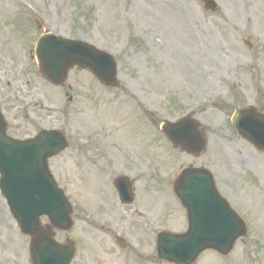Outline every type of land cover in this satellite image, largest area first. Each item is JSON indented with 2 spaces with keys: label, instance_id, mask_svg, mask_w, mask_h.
Masks as SVG:
<instances>
[{
  "label": "rangeland",
  "instance_id": "374dc122",
  "mask_svg": "<svg viewBox=\"0 0 264 264\" xmlns=\"http://www.w3.org/2000/svg\"><path fill=\"white\" fill-rule=\"evenodd\" d=\"M215 1L212 12L204 0H0L8 133L23 140L55 129L70 144L49 166L74 208L73 264H168L157 258V235L188 229L173 184L190 166L214 174L247 225L228 257L207 251L195 264H264V154L232 124L237 110L264 112V0ZM46 31L112 54L119 87L81 69L63 88L49 83L35 56ZM188 115L208 138L200 158L174 150L161 130ZM119 176L134 183L133 207L119 202ZM56 238L65 244L67 234ZM0 264H32L30 238L1 192Z\"/></svg>",
  "mask_w": 264,
  "mask_h": 264
},
{
  "label": "water",
  "instance_id": "95a60500",
  "mask_svg": "<svg viewBox=\"0 0 264 264\" xmlns=\"http://www.w3.org/2000/svg\"><path fill=\"white\" fill-rule=\"evenodd\" d=\"M206 8L216 11L214 0H204ZM36 56L42 76L63 86L72 69H88L105 86L117 87L118 65L112 55L95 46L47 34L37 46ZM240 134L264 151V115L256 109L238 111L233 117ZM162 131L173 148L199 156L206 149L200 123L192 117L165 122ZM68 148L64 134L43 130L36 138L19 141L7 135V124L0 108V190L22 233L31 237L33 264H71L76 246L68 240L61 245L55 230L69 232L74 222L73 209L49 169V159ZM121 198L132 203L127 178L116 181ZM188 208L190 229L186 234L158 235V258L172 264H194L207 250L228 256L238 239L246 235V226L215 189L209 172L185 170L176 189ZM42 217L49 225L43 226ZM120 245L124 247L121 240Z\"/></svg>",
  "mask_w": 264,
  "mask_h": 264
},
{
  "label": "flooded vegetation",
  "instance_id": "af4514ba",
  "mask_svg": "<svg viewBox=\"0 0 264 264\" xmlns=\"http://www.w3.org/2000/svg\"><path fill=\"white\" fill-rule=\"evenodd\" d=\"M236 130V129H235ZM237 131V130H236ZM237 134H238V136L239 137H241L240 135H239V133H238V131H237ZM244 140V139H243ZM246 141V140H245ZM247 142V141H246ZM248 143V142H247ZM249 144V143H248ZM249 146H250V148H256V147H254L253 145H251V144H249ZM214 178H215V183H216V185H217V187H218V185H220V181L214 176ZM220 187V186H219ZM219 187H218V189H219ZM121 206H123L122 204H121Z\"/></svg>",
  "mask_w": 264,
  "mask_h": 264
}]
</instances>
